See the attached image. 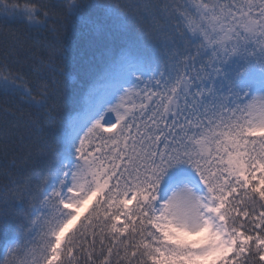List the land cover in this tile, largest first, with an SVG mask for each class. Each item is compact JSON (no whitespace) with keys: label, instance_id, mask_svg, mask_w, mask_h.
Listing matches in <instances>:
<instances>
[{"label":"snow or ice","instance_id":"obj_1","mask_svg":"<svg viewBox=\"0 0 264 264\" xmlns=\"http://www.w3.org/2000/svg\"><path fill=\"white\" fill-rule=\"evenodd\" d=\"M0 19L35 33L0 59V94L34 110L27 142L0 111V264H264V0H0ZM69 25L99 49L82 104Z\"/></svg>","mask_w":264,"mask_h":264},{"label":"trees","instance_id":"obj_2","mask_svg":"<svg viewBox=\"0 0 264 264\" xmlns=\"http://www.w3.org/2000/svg\"><path fill=\"white\" fill-rule=\"evenodd\" d=\"M20 3H24L25 0H18ZM41 3H57L59 0H39ZM125 2V0H121ZM130 2V0H128ZM18 34L22 39H27L31 36H34L35 33L31 32L26 25L16 21V22H5L0 19V59L3 58V54L7 49V45L10 42V33ZM67 42L66 46L69 48L67 53L68 57V69L71 75L74 77L72 81H69V87L74 89L75 95L78 97L79 102L85 103L86 96L83 93H86L87 89L80 90V86L77 83L81 81L82 78V69L83 62L85 60H92L93 57L99 55V49L96 44L93 42V38L84 33V30L76 25H69L67 29ZM16 57H10V61H14ZM19 59L21 63L19 65H14L15 67L23 68L27 72L28 61L25 58L24 54H20ZM97 87H104L103 85H97ZM17 107L23 109L25 116L20 117L19 113L15 116H9L8 119L11 122L19 124L18 134L25 138L27 142V137L29 135V127L27 125V112L34 111L30 109L27 105H21L19 97L5 96L0 94V111L4 107ZM3 158L0 157V169H2ZM0 177V181H2ZM0 252H2V241H0Z\"/></svg>","mask_w":264,"mask_h":264},{"label":"rangeland","instance_id":"obj_3","mask_svg":"<svg viewBox=\"0 0 264 264\" xmlns=\"http://www.w3.org/2000/svg\"><path fill=\"white\" fill-rule=\"evenodd\" d=\"M90 210V209H89ZM87 212H85L84 209H81V219L83 218L84 215H86ZM121 221H123V217L121 218Z\"/></svg>","mask_w":264,"mask_h":264}]
</instances>
